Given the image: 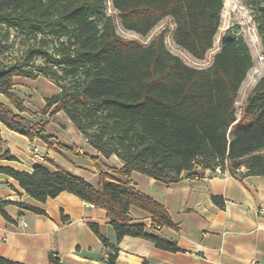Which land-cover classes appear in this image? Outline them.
<instances>
[{
	"label": "trees",
	"instance_id": "16d2710c",
	"mask_svg": "<svg viewBox=\"0 0 264 264\" xmlns=\"http://www.w3.org/2000/svg\"><path fill=\"white\" fill-rule=\"evenodd\" d=\"M110 1L122 25L142 35L171 16L174 43L196 59L214 47L224 7V0H0V120L30 140L63 145L47 122L25 113L15 90L17 77L48 76L58 91L46 97V108L63 111L105 156L117 154L124 165L114 171L127 180L100 171L91 181L41 163L31 171L5 165L0 171L41 201L67 190L106 209L117 239L144 236L178 250L176 242L130 216L136 205L152 214V228L156 221L174 226L167 207L132 184V172L165 182L217 167L236 176L264 174V75L235 123L236 98L254 64L243 37L227 30L211 63L195 66L168 47L164 29L147 44L119 33ZM213 199L225 204L221 195ZM0 207L8 215L2 202ZM89 224L113 248L108 261L114 264L118 247L100 223ZM0 264L27 263L0 255ZM49 264L64 263L50 252Z\"/></svg>",
	"mask_w": 264,
	"mask_h": 264
},
{
	"label": "crops",
	"instance_id": "0c3cea01",
	"mask_svg": "<svg viewBox=\"0 0 264 264\" xmlns=\"http://www.w3.org/2000/svg\"><path fill=\"white\" fill-rule=\"evenodd\" d=\"M27 107L25 113L48 122L47 129L63 145L51 147L40 138L30 140L0 120V165L31 171L41 163L91 181H96L100 171L127 180L114 171L124 165L117 154L105 156L76 126L77 132L68 136L61 125L48 121L49 117L32 116ZM132 179L133 185L167 207L174 226L152 228V214L136 205L131 206L130 216L144 221L149 231L176 242L180 249L159 247L144 236L126 234L117 239L106 209L67 190L41 201L13 176L0 171V202L8 214L0 207V255L27 264H49L50 252H56L64 264H109L113 248L92 229L89 223L93 221L100 223L101 232L118 247L114 264H143L145 260L149 264H264V174L236 176L229 170L207 168L165 182L134 170ZM213 195L223 196L225 204H217Z\"/></svg>",
	"mask_w": 264,
	"mask_h": 264
},
{
	"label": "rangeland",
	"instance_id": "374dc122",
	"mask_svg": "<svg viewBox=\"0 0 264 264\" xmlns=\"http://www.w3.org/2000/svg\"><path fill=\"white\" fill-rule=\"evenodd\" d=\"M108 12L113 14L119 33L136 38L143 44L149 43L157 33L164 29L168 47L195 66H208L211 63L213 55L221 45L222 36L227 30L236 36L243 37L250 46L254 64L242 82L236 98L235 105L238 119L235 123L242 117L249 94L264 75V0H224L222 20L215 37V45L204 59H196L174 43L172 32L175 23L171 16H166L148 34L142 35L126 29L122 25L119 13L114 11L111 1L108 2ZM16 84L15 90L23 99L24 104L31 108L29 112L32 116L49 117L48 121L52 120L61 125L68 136L72 137L77 132L75 125L63 111L53 113V108H46V104H44L46 96L52 95L57 90L58 86L53 79L45 75L36 78L17 77ZM1 96L5 98L3 95ZM27 106L26 108L29 109Z\"/></svg>",
	"mask_w": 264,
	"mask_h": 264
},
{
	"label": "built area",
	"instance_id": "2783aa9c",
	"mask_svg": "<svg viewBox=\"0 0 264 264\" xmlns=\"http://www.w3.org/2000/svg\"><path fill=\"white\" fill-rule=\"evenodd\" d=\"M33 149H34L35 152H38V150H39L37 146H34ZM244 169H245L244 166H241V167L239 168L240 171H243ZM216 170L220 171L221 168H220V167H217ZM154 225H155L156 227L160 228V227L163 226V223L156 221V222H154Z\"/></svg>",
	"mask_w": 264,
	"mask_h": 264
}]
</instances>
